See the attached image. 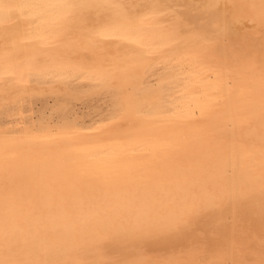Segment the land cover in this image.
Listing matches in <instances>:
<instances>
[{"label":"bare ground","instance_id":"1","mask_svg":"<svg viewBox=\"0 0 264 264\" xmlns=\"http://www.w3.org/2000/svg\"><path fill=\"white\" fill-rule=\"evenodd\" d=\"M118 2L124 4L137 21L153 4H159L161 8L159 12L149 13L139 39L133 41L111 38V35L105 38L99 34L104 23L119 18L115 8L99 9L101 18L98 22L97 10L86 11V27L77 25L81 31H69L66 35L58 36L55 10H36L31 7L32 0H0V176L11 177L9 182H2L8 185L7 193H15L16 189L18 192L21 185L23 187L25 184V190L21 188L25 196L33 190L35 193L31 196L43 198L55 193V190L46 192L53 179L58 184L57 190L61 191L59 204L54 207L59 205L65 208L70 204V207L77 208V204L83 203V198L81 200V194L77 192L74 195L73 192L80 189L85 190V193L89 191L91 194L97 192L99 195H108L131 188L138 197H146L145 192L151 187L146 184L151 183L150 179L135 180L131 170L118 172L122 168L119 164L121 161L129 163L136 158L116 154L110 159H88L85 162L83 158H90L96 149L73 152L74 149L64 146L98 143L101 139L105 142L115 137V134L119 136L123 127L114 129L125 124L137 127L145 135L148 132L169 135L167 141L174 142L177 138L171 137L169 133L174 125L181 129L187 127V130L183 129L184 132L190 130L194 134L201 133L203 130L192 128L195 121H186L190 117H185L187 112L190 113L189 110L179 117L180 122L168 121L182 84L179 76L180 69L184 67L182 63L194 67L201 63L205 65L203 67H211L219 73L214 83L208 84L211 85L207 86L210 89L206 88L209 92L214 89L216 92H219L218 89L225 91L226 100L221 103L222 109L216 108V101H209L208 105L205 103L209 115L200 121L207 123L203 129L211 131L209 139L226 137V142H218L220 144L213 148L212 143L198 145L204 140L201 139L190 143L181 142L180 146L187 144L185 148L165 146L153 150L155 155H148L151 158L148 163H154V168L157 164H171L175 160L189 161L202 156L208 160L200 161L192 169L188 168L190 163L172 164V167L169 165L157 173L149 169L145 174L152 178L169 181L175 178L171 181L174 190L161 189L162 186L158 189L157 184L154 186L160 196L170 198L173 194L181 195V203L168 204L159 213L141 217V213L134 214L143 208L138 202L121 216L129 215L128 218L118 217L117 221L114 220L117 227L112 220L110 228L103 229L105 239L100 235V239L93 238L92 241L91 233L84 232V229L82 238L86 239V244H98L106 252L109 247L102 246L103 240L109 244L110 239L117 238L129 244L125 249L110 248L113 254L105 253V257L110 259L117 253L131 258L132 250L143 248L145 253L157 254L164 260L179 250L187 255L186 264H261L264 260V177L241 180L242 172L237 175L236 163L232 160L235 150L231 143L233 137L226 135L225 127L238 114L243 117L242 130H247L243 139L249 144L264 146V0ZM133 5L137 7L134 9ZM89 29H95V32ZM108 67L111 69L107 70ZM229 70L244 75L242 79L233 76L238 79L236 85L245 87L235 97L225 86V79L232 76ZM215 82L218 84L215 85ZM248 99L256 103L245 104L243 101ZM237 103L241 104L240 108L236 109L235 106L233 109ZM253 128L262 130L250 134ZM94 130L106 132L91 134ZM189 150L192 157L187 155ZM7 152L18 155L8 156ZM263 155H247L245 159H264ZM65 158L68 160L64 161ZM246 164L248 166L250 163ZM147 167L140 172H145ZM76 169L102 173L103 170H111L113 175L109 178H86V175L77 178L70 175ZM241 171L244 175L251 173L249 168H241ZM261 171L264 173V164ZM66 175L75 178L61 179ZM4 197L2 201L0 196L3 212L20 203L21 206L28 204L25 202L28 196L23 199L21 196L19 204L14 199ZM49 204L50 200L41 199L35 207L38 210ZM162 205L165 204L158 202L155 208ZM178 212L180 217L177 215L170 221L169 218ZM18 213L8 215L9 219L0 220V228L6 223L14 224L13 227H7L15 234L12 238L18 235L20 229L18 224L22 219L17 216ZM83 213L88 214L86 210ZM90 213L91 216L101 214L98 210ZM107 214L109 212L103 213ZM125 224L128 227L130 225L129 230H125ZM61 230L57 229L58 233ZM30 232L33 235L34 231ZM146 232L153 234L150 236ZM168 235L170 238H167ZM113 236L116 238L112 239ZM235 249L240 250V253H235Z\"/></svg>","mask_w":264,"mask_h":264},{"label":"rangeland","instance_id":"2","mask_svg":"<svg viewBox=\"0 0 264 264\" xmlns=\"http://www.w3.org/2000/svg\"><path fill=\"white\" fill-rule=\"evenodd\" d=\"M181 66H184V67L181 68V69H183L182 71L180 69V75H179L181 77L180 80H181L182 84L179 86V90L180 91L178 90V92H177V96L178 97H176V101L173 104L174 105L173 110L168 115V116H170L169 117L170 119L168 121L180 122V120H178L179 117L181 118V115H184L186 113V110L187 111L189 110L190 113L187 112V114H186L187 116H185V117H188V116H190V117H189V119H186V121L187 120L195 121L196 123H194V125H192L193 126L192 128L195 129L196 131L197 130H203L201 133L194 134L190 130L187 131V132H184V130L188 129L187 127L183 128L184 129L183 130L181 128H178L177 126L175 127V125H174L169 131L171 137H174V138L178 139V140L175 139V142H174V140L173 141H171V140L167 141V138H168L169 135L168 136L157 135V133H154V132L153 133L148 132L145 135L137 127H134L133 125H129L128 126V125L125 124V125H121V126L117 127L118 129L117 128L114 129V130H119V128L121 129V127H123V129H122L123 131L121 130V133L119 131V133L121 135V136L119 135L120 137L118 136V134L117 135L115 134V137H112L109 140H106L105 142H104V140L101 139V140H99L100 143L99 142L98 143L97 142H91L92 144L91 143H87V144H71L69 146H64L65 148L74 149V150H72L73 152H75V151L81 152L80 150H86L88 148L96 149L97 152L96 151L93 152L92 154H94V155H91L90 158L89 157L88 158L87 157L83 158L85 160V162L88 159H90V160H99L101 158L102 159H110V158H113V156H115L116 154H119V155H122V156H126V157H130V158L134 157L136 159H134L132 161H129V163L126 162L125 160H123L121 162L119 161L120 162L119 164H120V166H122V168L120 167V170L118 172L123 171V170L124 171L131 170V176L135 180L144 179L145 181H148L150 179V181H151L150 184H146V185H150L151 186L148 189V191H151V193H149L148 191L145 192L146 195H147V196L145 195L146 197H143L144 195H141V196L138 197V195H136L134 193V191L130 190L131 188H125L124 190H117V191L113 192V194H108V195H106V194L99 195V194H97V192L95 194H91L89 191H86V193H85L84 192L85 190L82 191V189L76 190L75 192H73L74 195L80 193L81 194V200L83 198V203L81 201L80 202L81 204L80 203L77 204L78 207L80 205V207H81L80 209H85L88 206L87 207V211H89V210H97L98 209L99 210L98 212L101 213L100 214L101 216L97 213L96 216L90 217L88 223H93V224H89V225H86L84 227V232L91 233L90 234L91 238L94 237L95 239L96 238L100 239V235H102L103 231H104L103 229H107L108 227L110 228L109 225L111 223H113L114 220L117 221L119 219L118 217L125 218V219L128 218L129 215L128 216L126 215L125 217H121V216H122V214L124 215L125 212L128 211V209L130 210V208H133L135 206V204H137L138 202L139 203L141 202L140 205L143 208L140 209V210L135 211L134 214L135 213H139V214L141 213L142 214L141 217H143L144 215L148 216L149 214H152L154 212H158L159 213V212H161V210H163L165 208V206H168V204L172 205V204H174L176 202L178 204L181 203V200H182V199H180L181 195L177 196L176 194H173L174 196L173 197L171 196L169 198L167 196H163V195L160 196L159 194H157L159 192L158 189H160L161 186H162L161 189L162 188L163 189H168L169 191L170 190H174L173 189V185H172L173 182H171V181H173L172 179H175V178H172L171 181L163 180L161 178H159V179L152 178L151 176H147L145 174V173L148 172L149 169L152 170V172L157 173V172H159L161 170H164L165 167H167L169 165L172 167L173 165H178V164H182V163L183 164L184 163L192 164L194 162L195 163L194 165H190L189 164V166H188V168L192 169L195 166H197L196 164L199 163L200 161L204 162V161L208 160L207 158H204L203 156L201 158H199V159H194V160H189V161H187V160L186 161L185 160L176 161L174 159L175 161L171 162V164H165V165L157 164L156 167L154 168V163H148V162H150L149 160L151 159V158H148V155H150V154L155 155V153H153V150H156V149H159V148L165 147V146H172V147L178 146V147H176L177 149L179 147L180 148H185L186 145H187L186 143H190V142H193L195 140L200 141L201 139H204V140H203V142L198 143V145L212 143L213 144V146H212L213 148H215L216 145L218 146L220 144V143L218 144V142H221V143L222 142H226V140H227L226 137H223L225 139H221L222 137H217L216 136L214 138L209 139V132H211V131L203 129L204 125H206L207 123L205 121H200L201 119H203L204 117L209 115V111L206 110L207 106L204 107L207 104V102H209V101L210 102L211 101L215 102L216 101L218 103V105L220 104L219 106L217 105L216 108H218V109H220V108L222 109L223 108L222 107L223 105L221 103L222 102L224 103V101L226 100V99L224 100L225 91H223L221 89H218L219 92H216L215 91L216 89H214V91L216 93H218V94H216L213 90L211 92H209L208 89H210V88L207 87V86H211V85H208L209 83L210 84L214 83V81L216 80L215 78L218 77L219 73H217L211 67H210V69H208V67L207 68L203 67L205 65L201 64V63L200 64H196L195 67H194V65H189V64L187 65V63L184 62V65L182 63ZM184 68H185V71H184ZM106 69L110 70L111 68L108 67ZM181 72H183V74ZM228 72L232 76H229L227 79H225L226 80L225 81L226 82L225 86L229 88V91L231 90L230 92H232V96L235 97V95H238L241 92V90H244V88H245L244 86H241V88H240L238 85L235 84L238 81V79H240V78L242 79V77L244 75H242L241 73H237L235 70H229ZM235 75H236V77L238 79H235L233 77ZM216 83L217 82H215V85H216ZM186 85H188V87ZM191 88H194V89H191ZM205 90H207V91H205ZM205 92L207 93V95H205L206 94ZM179 93H180V95H179ZM213 93H215L216 95L213 94ZM242 100H244V98ZM252 101H253V99H248L247 101H243V102H245V104L256 103V102H252ZM240 105H241L240 103H237V105H234L233 109L235 108V106H236V109L240 108ZM177 106H178V108H177ZM202 109H205V110H202ZM172 113H174V115H172ZM210 114H211V112H210ZM172 118H174V119H172ZM242 118L243 117L238 115V114L235 115L234 118L232 117V121L233 122L229 123L228 126L225 127V131H227L226 135H232V137H233V140L231 141V143L234 146L235 150L233 152L232 160L236 163L235 166H236V169H237V175L241 174V172H242V175L240 176L241 180H246V179H251V178L255 179V178H259V177H264V173H262L263 171H261L262 167H263V164H264V159H257V160H254V161L251 162V163H255V165H253V166H251V165L248 166V168L251 170V173L244 175V172L241 171V168L244 169V170L246 169V168H244V166H245L246 162H248V159H245V156H247V155H249V156L250 155L251 156H254V155L257 156L259 153H261V154L263 153L264 154V146H262V145H260L258 143L249 144V142L247 140L243 139L244 135H246V134L245 133L242 134L243 133V131H242V121H241ZM195 124H197V125H195ZM127 126H128V128H127ZM261 130H262L261 128H253L252 131L250 132V134H252V133L256 134V133L260 132ZM100 132H102V134H103L106 131H104V130H94V131H91L90 133L93 134V133H100ZM128 132H130V133H128ZM140 134H141V136H140ZM184 134H187V136L184 135ZM250 134H247V135H250ZM146 137H147V140L145 142H135V143L129 142V139L134 140V139L146 138ZM176 140H177V142H176ZM95 141H98V140H95ZM127 141H128V143H127ZM183 141H186V143L183 146H180L181 142H183ZM119 143H120V145H119ZM7 153H4V154H7L8 156H13L14 155L11 152H7ZM15 155H18V154H15ZM187 155L192 157L191 150H189V153H187ZM177 156H171V157L173 158V157H177ZM67 160H68L67 158L64 159V161H67ZM191 161H193V162H191ZM146 166H149V167L146 168V171L145 172H140L141 169L145 168ZM103 171H104L103 172L104 174L102 172H100V171L97 172L95 170L93 172V170H91V169H76L75 171H71L70 175H73V176H75L77 178H80L81 176H85V175H86V178H88L90 176H93V178H96L97 176H99V177L104 176V178H109L111 176V174H112L111 170L110 171L109 170H103ZM91 172L93 174H91ZM108 172L110 174L106 175L105 173H108ZM138 172H140V173H138ZM101 173L103 175H100ZM259 173H261L262 175L259 174ZM60 175H62V174H60ZM70 175H66V176H63V177L61 176L62 178L61 177L60 178L61 179H63V178H72V177H70ZM75 177H73L72 180H74ZM126 177H128V176H126ZM188 178H190V177H188ZM0 179L4 180V181L0 180V185H1L0 189L2 190V191L0 190L1 191L0 192V196H2V199H1L2 201H3V197L5 196L4 193H6V197L8 198V200H13L14 199L13 201H15V203L18 202V204L20 202L19 199H21V196H22V199L24 197L28 196V198L26 197V199H25V202H28L27 205L23 206V204H22V206H21V203H20L19 205H14L13 208L8 210V211L4 210V212L2 211L3 209H1V207H0V217L2 218V219L0 218V220H6L7 218L9 219L8 215H12L15 212H19L18 213L19 215H17V216H21V219H23V214H25V215H30L31 214L32 216H30V217H33V216L41 217V216L45 215L46 212L47 213H53V212L54 213H58L59 210L61 212V215L65 216V217L68 216V217L72 218V217H74V215L78 216V214H77L78 210H76L75 207H73V206L70 207L69 205H68L69 207L65 206V208L62 207V209L59 208L58 210L56 209L55 211L54 210L46 211L45 207L44 208L42 207V209L39 208L37 210V208L35 206L39 203V201L41 199L44 200V201H47V202L50 200V204H49L50 206L55 205V204H59V201H60V198H61L60 197V193H59L60 189L57 190L58 184L53 179H52L48 189H46V192L51 191V190H55V193L47 195V196H44L43 198H39L38 195H36V196L33 195L35 197L31 196V194L35 193L33 190L31 191V189L29 190V191H31V193H29L28 195L25 196V194L23 193V191L25 190L24 189L25 188V186H24L25 184L23 185V187L21 185V187L19 188V190L21 188L24 189L23 191L21 189L22 192L21 191L19 192V190L17 192V189H16L15 193H10L9 192V194H10L9 195L7 193L9 191L8 185L5 186L4 183H7V181L9 182L11 177L1 175ZM104 180H106V179H104ZM178 180H174V181H178ZM22 181H20V182H22ZM2 182H4V183H2ZM155 184H157L159 186L158 189H155V186H154ZM255 184H256V182H255ZM112 185H114V184H112ZM260 185H261V183H260ZM74 186H75V184H74ZM108 186H110V184ZM3 188H6V190L3 189ZM62 188H64V187H62ZM128 191H131V193L128 194ZM155 191H156V193H152V192H155ZM172 192L175 193L174 191H172ZM1 194H4V195H1ZM23 194H24V196H23ZM68 195H71V194H68ZM195 195H198V194H195ZM9 197H11V198H9ZM15 197H16V199H15ZM7 198H5V199H7ZM189 198L191 199L192 197H189ZM124 201H125V203H124ZM158 202L161 203V204L164 203L165 205H162L161 207L157 206L155 208V205H157ZM99 204H100V208H99ZM191 205L189 204V206H191ZM185 206L189 207L188 205H185ZM47 210H48V208H47ZM105 211L109 212V214L103 215V213ZM131 213H133V212H131ZM177 215H178V217H180L181 214L179 212L177 214L174 213V216L170 217L169 220L171 219L170 221H173V219H175V217ZM97 217H98V219H104L103 217H107L108 221H109L108 225H106L107 221L105 223L99 224L102 221L101 222L96 221ZM87 219H88V217H87ZM116 221H114V225L115 226H116V223H115ZM131 224L133 225V223H131ZM12 225L14 226V224H12ZM12 225H9V226H12ZM67 225H69V224L66 223L65 226L62 225L60 227L52 228V227L46 226V225L33 224V225H30V227H25V226L23 227V223H22V220H21V221H19V224H18V226H20L19 227L20 229H18L19 230L17 232L18 235L15 236V238H12L13 235H15V234L12 233V230L10 231L8 229L10 227L4 228L3 229L4 231H2L0 229L3 232L2 234H0V264H43L41 262L42 261L41 260L42 259L41 252H42V250H44V247L40 243H38L37 245L36 244H31V245L29 244L28 245V243L30 241L29 240H24V236L23 235H25V233H23V232L27 231V230L28 231H32L33 230L34 231L33 235L35 237H41L43 234H46V233H52V234L58 233L59 230L57 231V229H60V228H62L63 231L61 230V232H59V233H63V234H64V232L65 233H67V232L68 233L69 232L72 233V234H69L70 237L68 238V245L71 246V248H69V250H67L61 256L60 264H84V263H92V262H94L96 264H105L107 261L111 262L109 264H127V263H130L131 261H134L136 264H163V263L164 264H171L172 262H174L173 264H186L187 255L182 253V252H179V250H177L176 252L172 253L167 258L165 257L166 260L161 259V257L159 255H157V254L153 255V254L145 253L143 248L142 249H138V250H132L133 253H131L132 251L130 252L133 255L131 258H127V256H123L122 257L121 254L117 253V255H115L114 258L108 259L107 257H105L106 251L102 247L98 246V244L88 245V244H86L88 242H86V243L84 242L85 245H81V244L78 243L77 234L79 233L81 227L77 226L76 224H73L71 226H67ZM105 225H106V228H103ZM124 226L126 228L125 230H129L130 225H129V227H128L127 224H125ZM133 226H135V225H133ZM86 227H87V229H86ZM49 229H51V230H49ZM82 233H83V231H82ZM146 233H145V235H146ZM147 234L148 235L150 234V236H151V234H153V233L151 232V233H147ZM81 235H84V234H81ZM102 238L105 239V237H103V236H102ZM51 241L53 242V244L55 246L59 244V242H57V241L54 242L53 238L50 239V242ZM7 242H9V243H7ZM82 246L84 247L83 251L91 250V252L93 254H95V255L92 256V257L79 258V256L82 253V252H80V253L77 254V256H75V254H74L75 250H78ZM10 247H11L12 251H9ZM23 248H25V251H24ZM22 250L24 252H27V253L30 252L28 254L29 255L28 258L24 257V259H23ZM233 251L236 253V252H238L240 250L235 249ZM238 253H240V252H238ZM255 256L259 257L257 253H255ZM40 257H41V259H40ZM165 261H166V263H165ZM167 261H168V263H167ZM182 262H184V263H182ZM257 262H259V261H257ZM50 264H55V262L50 263Z\"/></svg>","mask_w":264,"mask_h":264},{"label":"snow or ice","instance_id":"3","mask_svg":"<svg viewBox=\"0 0 264 264\" xmlns=\"http://www.w3.org/2000/svg\"><path fill=\"white\" fill-rule=\"evenodd\" d=\"M31 7L39 11H47L49 9L56 12V32L58 36L66 35L69 31H81L77 25L87 26V19L84 15L86 11L97 10V22L101 18L98 11L101 8L117 9L118 19L108 20L100 28V33L105 38L124 39L128 38L133 41L139 39L144 21L149 13L159 12L161 6L153 4L151 8L144 12L138 21L134 20L128 12L127 7L119 3L118 0H32ZM137 6L133 5L135 9ZM163 14V13H161ZM163 26V25H161ZM95 32V29H89ZM82 34V33H81ZM47 39V37H43ZM264 264V260L261 261Z\"/></svg>","mask_w":264,"mask_h":264},{"label":"flooded vegetation","instance_id":"4","mask_svg":"<svg viewBox=\"0 0 264 264\" xmlns=\"http://www.w3.org/2000/svg\"><path fill=\"white\" fill-rule=\"evenodd\" d=\"M243 133L242 134H244L245 132H246V129L244 128L243 130ZM147 140V137L146 138H138V139H134V140H131V139H129V142H131V143H135V142H145ZM250 164H251V166H253V165H255V163H251L252 162V159H249V161H248ZM248 162H246V163H248ZM250 164L248 165V166H250ZM248 166H247V164H245V166H244V168H246L245 170H247L248 169ZM256 167V166H255ZM184 168H186V167H184ZM94 201V200H93ZM70 203V202H69ZM68 205H70V204H67V206ZM55 205H52V206H50L49 205V207H47L48 208V210H47V208H45V210L46 211H52V210H58L59 208H61L62 209V207H59L58 205V207H54ZM61 206V205H60ZM88 207V206H87ZM87 207L85 208V210L87 211ZM99 208H100V204H99ZM76 210H78L77 211V214H78V216L77 215H74V217H68V216H62L61 215V212H60V210L58 211V213H47L46 212V214L45 215H43V216H41V217H39V216H33V217H28V215L26 216V215H24L23 216V219H22V223H23V226H25V227H30V225H33V224H41V225H46V226H50V227H52V228H54V227H60V226H62V225H66V223L67 224H69V225H67V226H71V225H73V224H76L77 226H79V227H81L80 228V231H79V233L77 234V237H78V243L79 244H81V245H85L84 244V242L86 241V239L85 238H82V236L83 235H81V232L83 231V230H81V229H84V227L86 226V225H88V224H93V223H88V221H89V218L90 217H93L94 216V214H93V216H91L90 214V211H93V210H89V211H87L88 212V214H84L83 212L85 211H83L82 209H78V208H75ZM98 210V209H97ZM97 210H96V212H97ZM83 211V212H82ZM99 211V210H98ZM105 214H106V211H105ZM90 215V216H89ZM84 216H86V217H84ZM87 217H88V219H87ZM57 218H59V219H57ZM85 218V219H84ZM104 219H99V220H97L98 219V217L96 218V221H99V222H101V221H104L103 223H105L106 221V224H108L109 223V221H108V218L107 217H103ZM101 220V221H100ZM135 222V221H134ZM58 223V224H57ZM61 223V224H60ZM71 223V224H70ZM5 225V226H4ZM8 224H3V225H1V227L2 228H0V229H2V231H3V229L4 228H7V227H9V225H12V224H10L9 223V225L7 226ZM53 225V226H52ZM51 230V229H50ZM2 231H0V234H2L3 232ZM23 233H25V235H23L24 236V240H29L30 242L28 243V245L30 244H35V243H41V245L44 247V250H42V252H41V257H42V259H41V257H40V259L42 260L41 262L43 263V264H50V263H53V262H55V264H60V259H61V256L67 251V250H69V248H71V246H68V238L70 237V235L68 234H59V233H54V234H52V233H46V234H43L41 237H35L34 235H32V232H30V231H28L27 230V232H23ZM52 234V235H51ZM55 234H56V236H55ZM59 235H61V236H59ZM102 236H103V234H102ZM124 236H125V238L128 236V235H125L124 234ZM60 237V238H59ZM84 237V236H83ZM51 238H53V241L55 242V241H57V242H59V244L58 245H54L53 244V242L51 241L50 242V239ZM94 237H92L91 239H92V241L95 239H93ZM114 238H116V236H113L112 237V239H114ZM128 238V237H127ZM167 238H170L169 237V235H168V237ZM66 239V240H65ZM159 239H161V236L159 237ZM121 240H117V238L116 239H114V240H112L111 241V239H110V241H109V244L106 242V241H102L101 242V244H102V246H104V247H109V248H107V252L106 253H109L110 255H112L113 254V250H111L110 248H114V249H125L126 247H127V245H129V244H127V242L125 243V241L124 240H122V242H120ZM108 245H107V244ZM111 243V244H110ZM118 243V244H117ZM120 243V244H119ZM124 244V245H123ZM54 245V246H53ZM105 245H107V246H105ZM111 245V246H110ZM122 245V246H121ZM54 247V248H53ZM73 247V246H72ZM83 246L82 247H80L78 250H76L75 252H74V254H75V256H77V254L78 253H80V252H82L81 253V255L79 256V258H84V257H91V256H94L95 254H93L92 252H91V250H89V251H83ZM24 249V251H25V248H23ZM110 249V250H109ZM9 251H12L11 250V247H10V250ZM23 250H22V254H23V259H24V257H26V258H28V254L30 253V252H24ZM89 252V253H88ZM112 252V253H111ZM40 254V253H39ZM130 254V253H129ZM131 255V254H130ZM130 255H128V257L130 256ZM39 259V260H40ZM108 259H110V258H108ZM109 263H111V262H106L105 264H109ZM84 264H96V263H94V262H92V263H84ZM127 264H136L134 261H131L130 263H127Z\"/></svg>","mask_w":264,"mask_h":264}]
</instances>
